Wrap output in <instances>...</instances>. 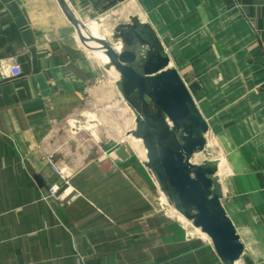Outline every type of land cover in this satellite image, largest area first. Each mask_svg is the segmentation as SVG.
<instances>
[{
	"label": "crops",
	"instance_id": "obj_1",
	"mask_svg": "<svg viewBox=\"0 0 264 264\" xmlns=\"http://www.w3.org/2000/svg\"><path fill=\"white\" fill-rule=\"evenodd\" d=\"M63 1L82 17L103 2ZM183 2L215 6L211 16L223 27L232 6L255 79H264V0H174L175 7ZM13 57L16 78L7 74ZM93 57L58 0H0V264H223L211 243L168 214L153 177L127 148L125 160L118 148L87 149L93 141L79 119L112 108L119 92L111 69ZM262 94L263 111L239 134L230 179L221 184L222 206L244 247L234 264H264ZM53 185L57 195L68 187L80 196L48 198Z\"/></svg>",
	"mask_w": 264,
	"mask_h": 264
},
{
	"label": "rangeland",
	"instance_id": "obj_2",
	"mask_svg": "<svg viewBox=\"0 0 264 264\" xmlns=\"http://www.w3.org/2000/svg\"><path fill=\"white\" fill-rule=\"evenodd\" d=\"M107 1L91 4L84 17L73 12L78 17L71 14L79 26L78 30L91 31V37L99 39H102V36L119 39L115 31L117 27L136 24L139 32L144 31L143 38L151 46L163 50L169 59L168 67L177 72L208 125V131L204 134L205 146L203 150L198 151L194 163L215 169L216 174L211 179L222 186L224 180L230 179L227 166L241 141L239 134L250 129L251 120L255 116L260 117L263 111L264 79H255L251 50L246 45L243 29L234 22V8H229L230 24L223 27L220 16H211V12L217 10L215 6L199 7L183 2L175 7L174 0H163L159 7V1L155 0L148 1L147 6H143L141 0H118L117 6L111 8L113 1ZM74 17L78 19V24ZM145 24L149 26L144 28ZM124 31L127 32L128 29ZM77 39L86 52L93 55L102 65V69H111L112 77L118 80V98L113 107L93 111L97 112L96 117L79 119V129L83 130L82 133L87 139L93 141L87 144V149H95L93 154L98 155L100 151L109 152L124 146L131 157L145 167L150 152L158 155L155 141L161 139L157 130H150L149 151L142 139L129 135V131L135 130V120L139 115L123 99L120 90L122 87L135 89V86L126 82L111 63L105 64L78 36ZM116 39L119 45L123 42L122 39ZM134 42L138 45L136 40ZM142 62L143 59L139 64H131L139 74L142 73ZM142 107L147 113L166 119L158 114L148 97L144 98ZM89 119L92 120L88 121ZM165 121L171 128V123L167 119ZM182 135L183 133L179 132L178 139ZM145 169L154 179L152 170L146 167ZM156 185L159 187V183L156 182ZM159 189L166 200L168 214L183 225L190 226L199 237L211 243L195 230L177 211L172 199H169L160 187Z\"/></svg>",
	"mask_w": 264,
	"mask_h": 264
},
{
	"label": "water",
	"instance_id": "obj_3",
	"mask_svg": "<svg viewBox=\"0 0 264 264\" xmlns=\"http://www.w3.org/2000/svg\"><path fill=\"white\" fill-rule=\"evenodd\" d=\"M58 2L75 25L78 38L84 40L64 1ZM126 28L127 32L124 31ZM137 29L136 24H123L115 31L127 48L137 45L135 40L138 45L146 46L147 52L140 64L141 74L131 66L136 60L134 52L125 50L116 55L106 43L92 39L101 42L100 49L109 58L113 68L126 82L135 86V89L122 87L120 90L123 99L139 115L135 120V130L129 131V135L142 139L151 151L150 130L158 131L161 139L155 141L158 155L150 152L145 167L152 170L159 187L172 199L177 211L193 227L207 235L222 263L234 264L242 255L244 247L222 206L221 186L211 179L216 170L190 162L193 153L203 150L205 146L204 134L208 131V125L177 72L167 68L169 59L166 54L151 46ZM145 97L151 100L158 114L171 123V128L166 119H160L143 109ZM179 132L183 135L178 139ZM115 154L121 160L129 156L124 146L119 147Z\"/></svg>",
	"mask_w": 264,
	"mask_h": 264
},
{
	"label": "bare ground",
	"instance_id": "obj_4",
	"mask_svg": "<svg viewBox=\"0 0 264 264\" xmlns=\"http://www.w3.org/2000/svg\"><path fill=\"white\" fill-rule=\"evenodd\" d=\"M68 7V6H67ZM66 7V9H67ZM68 11V10H67ZM69 13V11H68ZM70 14V13H69ZM71 15V14H70ZM74 19L77 21V24L79 23L78 19H76L74 17ZM102 20V19H101ZM82 23V22H81ZM101 24V23H100ZM79 27V26H78ZM81 27V26H80ZM84 27V26H83ZM80 29V28H79ZM81 35L84 37V40H82L81 42L86 45L87 47H89L90 49H92L96 56L100 57L101 59H103V61L105 62V64H110V60L109 58L104 54V52L100 49L101 48V42H98V41H95V40H92V39H96V40H100L104 43H106L108 46H110L116 55H120L123 51L125 50H129V51H132L135 53V56H136V60H135V64H139L140 61H142V59L144 58L146 52H147V48L146 46H140V45H135L133 47H130V48H127L124 46L123 42L119 44H117V42L115 41L116 38H113V37H109V36H102V39H99L97 37H91L90 33L91 31H86L84 29H81L79 30ZM110 35V34H109ZM116 40H121V38L119 39H116ZM169 66V64H168ZM167 68H170L168 67ZM110 67V66H109ZM197 155H198V151L197 152H194L193 155L191 156L190 158V162L193 164V165H196L194 162H195V159L197 158ZM214 176V175H213ZM211 176V178L213 177ZM173 209V208H172ZM187 220V219H186ZM190 222V221H189ZM191 224V222H190ZM195 228V227H194ZM197 231H199L200 233H202L200 231V229L198 228H195ZM203 237L204 238H207V235H205L204 233H202ZM210 240V239H209Z\"/></svg>",
	"mask_w": 264,
	"mask_h": 264
},
{
	"label": "built area",
	"instance_id": "obj_5",
	"mask_svg": "<svg viewBox=\"0 0 264 264\" xmlns=\"http://www.w3.org/2000/svg\"><path fill=\"white\" fill-rule=\"evenodd\" d=\"M7 74H8V77L10 78H16V77H19L21 75V68H20V65L17 61V59L15 57L11 58L10 59V62L8 63V66H7ZM53 171L59 176L60 180L65 184L67 185V179H66V176L64 173H62L61 171H59L58 169L54 168L53 167ZM154 181L156 183V180L154 178ZM67 188L64 189V191L60 194V195H57L60 187L58 185H53L49 188L48 190V198L50 197H55V199H60V198H64L65 196H69L70 194H72L73 191H70L69 193H67ZM80 194L76 191L73 192V195L72 197H79Z\"/></svg>",
	"mask_w": 264,
	"mask_h": 264
},
{
	"label": "flooded vegetation",
	"instance_id": "obj_6",
	"mask_svg": "<svg viewBox=\"0 0 264 264\" xmlns=\"http://www.w3.org/2000/svg\"><path fill=\"white\" fill-rule=\"evenodd\" d=\"M140 32L142 33V36H143L144 35V31L141 30Z\"/></svg>",
	"mask_w": 264,
	"mask_h": 264
},
{
	"label": "trees",
	"instance_id": "obj_7",
	"mask_svg": "<svg viewBox=\"0 0 264 264\" xmlns=\"http://www.w3.org/2000/svg\"><path fill=\"white\" fill-rule=\"evenodd\" d=\"M146 28V27H145Z\"/></svg>",
	"mask_w": 264,
	"mask_h": 264
}]
</instances>
